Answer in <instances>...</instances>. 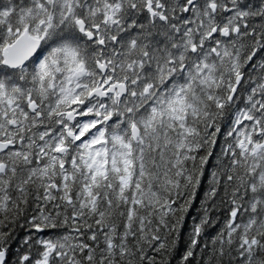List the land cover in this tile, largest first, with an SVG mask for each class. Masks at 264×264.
Masks as SVG:
<instances>
[{
	"label": "snow or ice",
	"instance_id": "1",
	"mask_svg": "<svg viewBox=\"0 0 264 264\" xmlns=\"http://www.w3.org/2000/svg\"><path fill=\"white\" fill-rule=\"evenodd\" d=\"M0 264H264V0H0Z\"/></svg>",
	"mask_w": 264,
	"mask_h": 264
}]
</instances>
